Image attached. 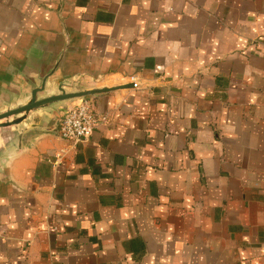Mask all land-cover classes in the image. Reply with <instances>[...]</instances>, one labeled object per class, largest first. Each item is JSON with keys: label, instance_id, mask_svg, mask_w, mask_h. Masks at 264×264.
Instances as JSON below:
<instances>
[{"label": "crops", "instance_id": "1", "mask_svg": "<svg viewBox=\"0 0 264 264\" xmlns=\"http://www.w3.org/2000/svg\"><path fill=\"white\" fill-rule=\"evenodd\" d=\"M65 47L49 81L123 87L84 142L55 130L75 100L22 126L0 264H264V0H0V110Z\"/></svg>", "mask_w": 264, "mask_h": 264}, {"label": "water", "instance_id": "2", "mask_svg": "<svg viewBox=\"0 0 264 264\" xmlns=\"http://www.w3.org/2000/svg\"><path fill=\"white\" fill-rule=\"evenodd\" d=\"M65 50L66 47L63 48L52 68L39 76V84L31 87L29 96L24 102L14 106H7L0 110V158H2L6 152L17 143L20 134L19 131L32 113L43 109H50L61 102L90 98L123 87L119 85L74 89L75 84L78 83V78H70L69 81L63 79L56 84L53 81H49V79H52L55 76L59 62ZM127 86L132 87V84H127ZM136 86H134L133 82V87ZM49 88H54L55 90L48 93L47 91ZM61 115L62 114H60L57 119V125ZM57 125L55 128L56 132ZM32 135V130L27 131L22 136L23 141H25V138Z\"/></svg>", "mask_w": 264, "mask_h": 264}, {"label": "built area", "instance_id": "3", "mask_svg": "<svg viewBox=\"0 0 264 264\" xmlns=\"http://www.w3.org/2000/svg\"><path fill=\"white\" fill-rule=\"evenodd\" d=\"M105 122L106 116L95 113L90 98L77 99L63 109L57 134L60 138L77 144L88 140L91 132Z\"/></svg>", "mask_w": 264, "mask_h": 264}]
</instances>
